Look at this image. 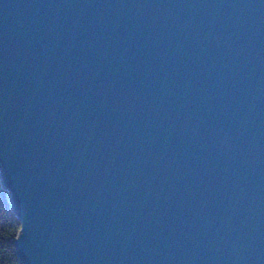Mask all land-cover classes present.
Segmentation results:
<instances>
[{"label": "water", "instance_id": "1", "mask_svg": "<svg viewBox=\"0 0 264 264\" xmlns=\"http://www.w3.org/2000/svg\"><path fill=\"white\" fill-rule=\"evenodd\" d=\"M0 176L22 264H264V0H0Z\"/></svg>", "mask_w": 264, "mask_h": 264}, {"label": "trees", "instance_id": "2", "mask_svg": "<svg viewBox=\"0 0 264 264\" xmlns=\"http://www.w3.org/2000/svg\"><path fill=\"white\" fill-rule=\"evenodd\" d=\"M21 227L11 204L10 192L3 186L0 176V264H22L14 242Z\"/></svg>", "mask_w": 264, "mask_h": 264}]
</instances>
